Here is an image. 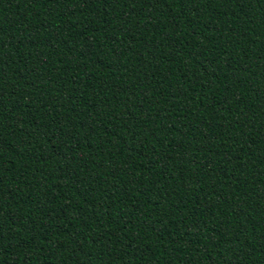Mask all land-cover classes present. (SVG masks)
<instances>
[{"label": "trees", "instance_id": "1", "mask_svg": "<svg viewBox=\"0 0 264 264\" xmlns=\"http://www.w3.org/2000/svg\"><path fill=\"white\" fill-rule=\"evenodd\" d=\"M0 264H264V0H0Z\"/></svg>", "mask_w": 264, "mask_h": 264}]
</instances>
